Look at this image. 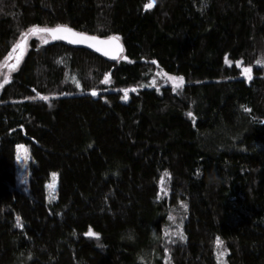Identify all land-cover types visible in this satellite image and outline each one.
Wrapping results in <instances>:
<instances>
[{"label":"trees","instance_id":"16d2710c","mask_svg":"<svg viewBox=\"0 0 264 264\" xmlns=\"http://www.w3.org/2000/svg\"><path fill=\"white\" fill-rule=\"evenodd\" d=\"M57 25L122 53L35 32ZM24 44L0 87V264H264V0H0V64Z\"/></svg>","mask_w":264,"mask_h":264},{"label":"rangeland","instance_id":"374dc122","mask_svg":"<svg viewBox=\"0 0 264 264\" xmlns=\"http://www.w3.org/2000/svg\"><path fill=\"white\" fill-rule=\"evenodd\" d=\"M40 40H47L45 35L35 34ZM26 45H19L14 52H12L1 64H0V87L8 79L9 75L18 67L21 62L25 52ZM257 69L261 73H264V51H258L257 56ZM159 78L163 77L165 82L170 84L179 83L178 78H174L169 75H158ZM151 86H155L154 80L150 82ZM15 154V178L17 182V187L22 190L27 189L28 184V148L25 144H17ZM57 189V174L52 172L49 176L48 181L45 183V199L47 202H52L56 198Z\"/></svg>","mask_w":264,"mask_h":264},{"label":"water","instance_id":"95a60500","mask_svg":"<svg viewBox=\"0 0 264 264\" xmlns=\"http://www.w3.org/2000/svg\"><path fill=\"white\" fill-rule=\"evenodd\" d=\"M65 26V25H57ZM57 26L48 27L47 29H56ZM71 29V32L63 30L56 31L55 33L49 31H42L45 28L35 29V32L45 33L51 40H59L74 47L88 49L106 59L114 60L122 53L123 46L121 42L115 37L101 38L94 35L85 34ZM94 38V39H93ZM77 41L73 43L72 41Z\"/></svg>","mask_w":264,"mask_h":264},{"label":"snow or ice","instance_id":"6c2138e0","mask_svg":"<svg viewBox=\"0 0 264 264\" xmlns=\"http://www.w3.org/2000/svg\"><path fill=\"white\" fill-rule=\"evenodd\" d=\"M150 5H145V7H149ZM60 30H63V31H66V32H71L72 30L71 29H69V28H67V26H57V28L56 29H47V28H45V29H43L42 31H49V32H53V33H55L56 31H60ZM94 39V38H93ZM73 43H76L77 41H72ZM245 71L247 72V71H250L249 69H245ZM182 79V78H181ZM192 114L191 113H189V116H191ZM165 175H167V173H165ZM18 220H19V218H17ZM181 239H183V236H181Z\"/></svg>","mask_w":264,"mask_h":264}]
</instances>
